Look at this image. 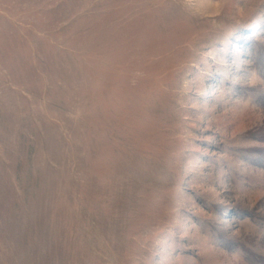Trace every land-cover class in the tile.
Returning a JSON list of instances; mask_svg holds the SVG:
<instances>
[{"label": "rangeland", "instance_id": "1", "mask_svg": "<svg viewBox=\"0 0 264 264\" xmlns=\"http://www.w3.org/2000/svg\"><path fill=\"white\" fill-rule=\"evenodd\" d=\"M0 264H264V0H0Z\"/></svg>", "mask_w": 264, "mask_h": 264}]
</instances>
